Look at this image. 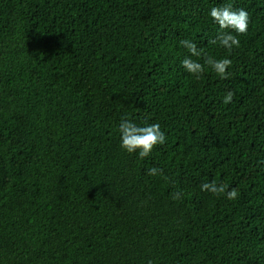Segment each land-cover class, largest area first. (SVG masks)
<instances>
[{
  "label": "trees",
  "instance_id": "trees-1",
  "mask_svg": "<svg viewBox=\"0 0 264 264\" xmlns=\"http://www.w3.org/2000/svg\"><path fill=\"white\" fill-rule=\"evenodd\" d=\"M226 4L249 16L230 54ZM182 39L230 77L186 72ZM124 117L165 143L128 153ZM149 261L264 264V0H0V264Z\"/></svg>",
  "mask_w": 264,
  "mask_h": 264
},
{
  "label": "clouds",
  "instance_id": "clouds-1",
  "mask_svg": "<svg viewBox=\"0 0 264 264\" xmlns=\"http://www.w3.org/2000/svg\"><path fill=\"white\" fill-rule=\"evenodd\" d=\"M209 15L220 30L211 43L219 44L220 47L226 50L227 54H230L233 48H239L240 40L237 34H245L248 30L249 16L247 11L244 9L236 10L230 4H226L219 7H212ZM179 44L187 49L189 53V55H186L182 59L181 65L195 79L199 80L202 78L206 67L210 68L221 79L230 77V73L227 70L232 66L233 62L231 59L214 58L208 55L204 49L199 48L192 40L182 39L179 41ZM193 57L197 59H193ZM201 60L203 62H200ZM234 96L235 93L233 91H227L224 95L223 103H231ZM118 130L120 133L121 148L128 153L138 152L140 159L148 157L155 146L164 144L166 140V136L161 130L159 123L140 126L131 119L124 117L121 118ZM148 175L163 176V169L157 167L149 168ZM201 190L216 196L223 194L228 200H235L239 195L237 189L231 188L229 190L227 185L223 183L218 184L216 181L203 183ZM181 198L182 195L180 192L172 194L173 200ZM148 264H152V262L149 261Z\"/></svg>",
  "mask_w": 264,
  "mask_h": 264
}]
</instances>
